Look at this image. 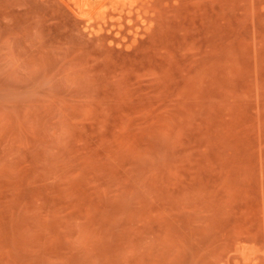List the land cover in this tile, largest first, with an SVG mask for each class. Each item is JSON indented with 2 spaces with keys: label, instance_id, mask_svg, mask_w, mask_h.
<instances>
[{
  "label": "rangeland",
  "instance_id": "obj_1",
  "mask_svg": "<svg viewBox=\"0 0 264 264\" xmlns=\"http://www.w3.org/2000/svg\"><path fill=\"white\" fill-rule=\"evenodd\" d=\"M0 264H264V0H0Z\"/></svg>",
  "mask_w": 264,
  "mask_h": 264
},
{
  "label": "bare ground",
  "instance_id": "obj_2",
  "mask_svg": "<svg viewBox=\"0 0 264 264\" xmlns=\"http://www.w3.org/2000/svg\"><path fill=\"white\" fill-rule=\"evenodd\" d=\"M87 1V0H86Z\"/></svg>",
  "mask_w": 264,
  "mask_h": 264
}]
</instances>
